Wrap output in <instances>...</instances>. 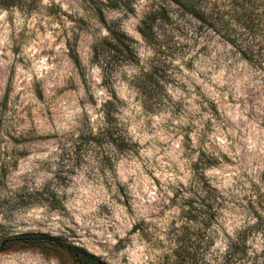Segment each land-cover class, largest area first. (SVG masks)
<instances>
[{
  "label": "rangeland",
  "instance_id": "obj_1",
  "mask_svg": "<svg viewBox=\"0 0 264 264\" xmlns=\"http://www.w3.org/2000/svg\"><path fill=\"white\" fill-rule=\"evenodd\" d=\"M112 1L105 20L135 40L139 62L106 75L93 47L108 0H0V264H78L16 241L29 234L106 264H264V70L175 7L149 44L141 21L168 3ZM113 94L130 149L114 174L94 151L71 169L62 146L99 124ZM199 174L219 191L207 229L182 217Z\"/></svg>",
  "mask_w": 264,
  "mask_h": 264
},
{
  "label": "trees",
  "instance_id": "obj_2",
  "mask_svg": "<svg viewBox=\"0 0 264 264\" xmlns=\"http://www.w3.org/2000/svg\"><path fill=\"white\" fill-rule=\"evenodd\" d=\"M163 1L168 5L151 10L141 21V35L147 43L156 42L158 26L171 21L170 9L175 7L196 22L201 30L211 32L224 40L248 64L264 70V0ZM100 6L97 12L101 23L105 25L107 36L94 45L93 58L105 74L109 75L121 59L137 64L139 58L134 47L135 40L121 29L109 26L105 20L102 9L114 8L113 1L108 0V4L101 3ZM140 81L145 86L143 94L151 99L152 94L158 91L156 72H143ZM121 103L117 95L113 94L101 106L99 124L95 126L89 123L77 137H72L62 146V155L67 157L71 169L80 165L89 151H94L93 160L98 169L114 174L115 155H122L131 147L124 125L115 114ZM61 178L62 171L57 174V179ZM183 196L182 217L197 223L203 229L210 228L218 214L214 203L219 199V191L203 174H199L195 185ZM16 241L61 248L78 264H106L62 238L29 234L17 237Z\"/></svg>",
  "mask_w": 264,
  "mask_h": 264
}]
</instances>
